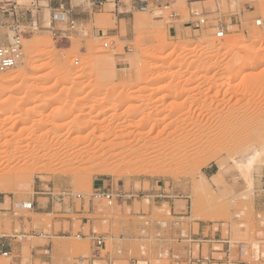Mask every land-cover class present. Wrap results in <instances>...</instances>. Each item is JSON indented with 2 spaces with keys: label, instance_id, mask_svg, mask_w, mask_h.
<instances>
[{
  "label": "rangeland",
  "instance_id": "1",
  "mask_svg": "<svg viewBox=\"0 0 264 264\" xmlns=\"http://www.w3.org/2000/svg\"><path fill=\"white\" fill-rule=\"evenodd\" d=\"M32 1L18 0L25 6ZM201 17L206 25L182 27ZM258 18H264V0H150L118 27L114 17L95 12L61 42L47 30L24 34L18 66L0 71V151L11 152L9 161L23 155L4 165L26 173L12 191L0 193V236L25 237L13 242L9 257L0 256V264H105L89 259L91 242L76 237L81 226L86 235L104 236L103 254L114 264H177L170 253L183 256L188 242L179 234L185 236L193 220L221 227L222 236L244 243L246 261L264 264V156L249 175L232 159L264 141L258 125L264 123V29L255 25ZM49 19L46 12L41 24ZM216 21L225 26L221 39L213 35ZM184 42L193 48L173 49ZM108 58L112 63L100 70L98 60ZM238 64L246 67L235 78ZM78 119L86 130L74 128ZM200 127L214 130L209 141L186 145ZM234 127L237 134L229 131ZM53 137L71 143V153L100 145L105 155L96 162L40 157L39 167L31 157ZM145 146L169 155L147 154ZM102 161L115 170L97 173ZM101 179L134 196L107 204L93 196V183ZM157 194L170 195L177 207L187 203V210L171 213L168 198ZM21 201H32L33 209L13 207ZM46 243L50 254L40 256L35 247ZM202 250L205 256L207 246Z\"/></svg>",
  "mask_w": 264,
  "mask_h": 264
},
{
  "label": "built area",
  "instance_id": "2",
  "mask_svg": "<svg viewBox=\"0 0 264 264\" xmlns=\"http://www.w3.org/2000/svg\"><path fill=\"white\" fill-rule=\"evenodd\" d=\"M35 8V3L32 2L30 4V7H24L20 9V17H17L12 23H9V29L10 32H12V39L9 38V41L5 44L0 45V71H6L10 68L14 67L22 57V43L21 40L23 38L24 34H31L35 32H39L42 30H47L53 40L55 42H61L68 38V31L74 29L76 21L72 17L70 10L64 9L62 5H59L60 12L53 13L50 16V19L46 26H43L41 22L38 20L36 15L33 17L32 9ZM16 17V16H15ZM207 19L204 17H201L197 19L194 22L195 28H200L204 25H206ZM63 25V27H60L58 25ZM255 25L258 27H261L264 29V18H258L255 20ZM213 29V35L221 39L225 36V26L224 23L221 21H216L212 24ZM101 36H104L103 33H101ZM108 43L104 42L103 47H107ZM62 194H66V192H62ZM94 197H101L105 199L107 204L112 203H118V202H126L130 198H132L134 195L130 194L128 192H125L122 189L119 188H113L112 186L101 188L94 190ZM77 197L80 198L81 195L77 194ZM164 198V194H157L154 195V198ZM14 208H20L24 210H31L33 209V202L32 201H21V202H15L13 204ZM181 211L187 210V203L185 204V207L181 206ZM222 226V224H221ZM84 226L80 227L79 232H77L76 237L77 238H85L87 237L89 241L91 242L90 246V257L89 259L92 260V262L104 259L105 264H114L112 258L108 255V253H104L106 243L104 236L97 234L93 230H89L87 232V235L84 233ZM25 236L23 235H12V236H0V256L3 257H9L11 255L10 247V241H15L19 243L22 238ZM181 240L187 241L188 246L184 249L183 256H176L170 253L171 256H175L173 259L178 264L181 260H184L185 262L189 264H207L210 260L213 261H223V264H231L233 259L239 260L242 264H250L248 261L244 259L246 255V250L244 243L238 240H234L231 238V236H220L218 239L214 240H208L207 236H179ZM215 242L213 244V250H217L220 252H223L220 257L218 258H210L207 254L200 255L198 250L202 245H206L204 243L206 242ZM223 244L224 247H223ZM194 246L197 247V255H194ZM216 246V247H215ZM40 251L41 256H49L50 254V244L46 243L43 245L37 246ZM257 257L256 261L261 262V259L263 258L262 252H259V250L256 252ZM224 259V260H223ZM82 261V259H80ZM185 263V264H187ZM130 264H138V261H134ZM211 264H217V263H211ZM222 264V263H221Z\"/></svg>",
  "mask_w": 264,
  "mask_h": 264
},
{
  "label": "crops",
  "instance_id": "3",
  "mask_svg": "<svg viewBox=\"0 0 264 264\" xmlns=\"http://www.w3.org/2000/svg\"><path fill=\"white\" fill-rule=\"evenodd\" d=\"M32 2L35 3V8L32 9L33 17L36 15V17L41 23L45 19L46 12H48V15L50 17L53 13L60 12L59 5H62L64 9L70 10L71 15L76 22H88V20H91L93 18V14H95V12H101L114 17L115 24L118 27L120 21L132 20V14H134L135 12H141L143 10H146L148 8L150 0H33ZM24 7L30 6L20 4L18 0H0V45L5 44L9 41V23H12L17 17H20L19 11L21 8ZM195 21L196 20L187 21L185 24H182V27H185V25H188V27H193ZM95 30L98 34L100 31L102 32L101 29ZM172 31H176V28L174 26L172 27ZM214 174L216 173H208L207 171H204L205 176H213ZM107 186V181H104L102 179L93 183L94 190L106 188ZM261 190L264 192V189ZM256 191L257 189L254 190V192ZM164 195V198H168L166 199V202L170 207L171 213H183V211H181L180 209L181 206L177 207L175 205V200L171 201L170 195ZM261 200L263 199L261 198ZM261 205L263 206L264 202L261 203ZM139 213L141 214V217L144 216L143 212ZM180 217L182 218L183 216ZM195 224H197L196 228L194 226ZM213 225L214 224L212 223H205L202 221L193 220L192 222H188V228L185 236H207L208 240H216L220 236H222V231L221 227L218 226V228L215 229L213 228ZM169 235L171 236L172 234L170 233ZM179 236H182V234H179ZM13 242L15 241H10L9 249L11 250V254L13 253ZM214 243L215 242L209 241L204 243L207 246L206 254L210 258H218L214 257L215 254H223V252L213 250ZM224 245L225 244H223V247ZM202 249L203 245L198 250L200 255H203ZM38 250L39 248L35 247V252ZM183 262L187 263L184 260H181L179 264ZM211 263L223 264V261L221 262L210 260L209 263L207 262V264ZM231 264L242 263L237 259H233Z\"/></svg>",
  "mask_w": 264,
  "mask_h": 264
},
{
  "label": "bare ground",
  "instance_id": "4",
  "mask_svg": "<svg viewBox=\"0 0 264 264\" xmlns=\"http://www.w3.org/2000/svg\"><path fill=\"white\" fill-rule=\"evenodd\" d=\"M80 32H82V31H80ZM84 33V32H83ZM254 36H256V35H254ZM261 36V35H260ZM139 38V37H138ZM10 39H12V35L10 36ZM140 40V39H139ZM263 41V43H264V40H262ZM262 41H261V38L259 39V41L258 42H261L260 44H262ZM181 44V43H180ZM237 45L238 43H233L232 45ZM189 46V44H186L185 42L183 43V44H181L180 46H178V45H176V46H173V49H179V50H185V51H187L188 50V47ZM196 46V45H195ZM225 45H220L218 48H223ZM193 48V47H192ZM192 48H189L190 50L192 49ZM189 50V51H190ZM175 51V50H174ZM173 51V52H174ZM172 52V53H173ZM107 60H111L112 61V59L111 58H108V59H104L103 61L101 60H98V64H99V66H100V70H102V68H104L103 66L107 63L108 64V62L110 63V61H107ZM112 63V62H111ZM110 63V64H111ZM106 64V65H107ZM134 64V63H133ZM172 64H174V62H172ZM136 65V66H135ZM134 66L136 67V69L138 70V71H140L139 69H138V65H137V63L135 64ZM171 65V64H170ZM16 66H18V63L14 66V67H16ZM14 67H12V68H14ZM246 66L245 65H240V64H238L237 65V67L235 68V71L232 73V76L233 77H237L238 75H239V73L240 72H242V70H243V68H245ZM139 68H140V66H139ZM11 69V68H10ZM69 70H71V69H69ZM82 71V70H81ZM137 71V73H139ZM67 72H71V71H67ZM74 73H77V71L76 72H74ZM73 73V74H74ZM112 73V72H111ZM21 74H22V72H17V73H15V77H18V76H21ZM102 74V73H101ZM113 75V74H112ZM78 76H79V74H78ZM101 76V75H100ZM109 76V75H108ZM111 76V75H110ZM104 77V76H103ZM106 77V76H105ZM110 80V79H109ZM103 104H104V102H103ZM98 106V105H97ZM99 106H100V104H99ZM93 107V106H92ZM91 107V108H92ZM95 108H97L96 106H94ZM93 109V108H92ZM102 109V108H101ZM90 111V110H89ZM101 111V110H100ZM85 114V113H84ZM87 114L89 115V113H88V111H87ZM93 117H98L99 115H101L100 114V112H97V111H93ZM81 115V114H80ZM83 115V114H82ZM78 116V115H77ZM82 118V117H81ZM75 119H76V116H75ZM103 119V118H102ZM80 120L78 119V122H79ZM86 121V120H85ZM89 121V120H88ZM98 121V120H97ZM76 122H77V120H76ZM75 122V123H76ZM77 122V123H78ZM100 122V121H99ZM98 123V122H97ZM96 123V124H97ZM101 123V122H100ZM73 124V123H72ZM81 125V121H80V123H78V125L76 126V127H74V128H76L77 129V127H80V128H78L77 130H81L82 131V129L84 128V127H87V125L86 126H83V127H81L80 125ZM84 124V123H83ZM88 124V123H87ZM93 124V123H92ZM91 124V126H93L94 124H95V122H94V124L92 125ZM73 125H76V124H73ZM98 125H100L99 123H98ZM258 125H259V127L260 128H262V129H264V123L263 122H259L258 123ZM71 127V126H70ZM96 127V126H95ZM76 129H73V131L74 130H76ZM94 129H97V127L96 128H94ZM208 129V128H207ZM84 130H86L85 128H84ZM83 130V131H84ZM229 130V129H228ZM236 131V134L238 133V131L240 130V128L239 127H234V128H231V130H229L230 132L231 131ZM72 131V130H71ZM95 131V130H94ZM94 131H92V132H94ZM197 131H199L197 134H192V136H190V137H188L189 139H188V142H186V145H194V144H196L197 142H199V141H201V140H203V139H205L206 140V142L207 141H209V137H210V134L211 135H213L212 133H213V129H208V130H204L203 128H198V130ZM77 132H79V131H77ZM175 132V131H174ZM227 132V131H226ZM73 133V132H72ZM233 133V132H232ZM231 133V134H232ZM231 134H228V135H231ZM216 135V134H215ZM214 135V136H215ZM217 135H218V133H217ZM223 135V134H222ZM234 136V135H233ZM1 137V136H0ZM229 137V136H228ZM182 138V137H181ZM227 138V137H226ZM240 138V137H239ZM186 139V138H185ZM228 139V138H227ZM211 141V140H210ZM213 142V141H212ZM226 142V141H225ZM71 143H68V142H64V141H59L58 140V138H55L54 139V137L52 138V140L51 141H49V142H43L41 145H39L38 147H37V149H36V151H35V154H33L32 155V157H31V159L33 158L34 160H37L36 162H33V163H35V164H37L39 167L40 166H43L41 163H39L40 161H41V158L40 157H43V158H46L47 160H50L53 156L54 157H58L59 155H64V156H66V158H69V157H71L72 159V161H80V158H81V160H83V157H81V156H85V157H88V162H96V160L98 159V158H100V157H102L101 155L102 154H104L105 153V150H103L102 149V147L103 146H100V145H94V147L92 148V149H88V148H80V149H78L77 150V152L76 151H72V153H71V150H72V147H71V145H70ZM214 144H216V143H214ZM221 144V143H220ZM233 144V143H232ZM190 145V146H191ZM185 146V145H184ZM233 146V145H232ZM219 147V146H218ZM218 147H216V148H214V150L216 149L217 150V148ZM110 148V147H109ZM124 148V147H123ZM122 148V149H123ZM145 148H146V150L144 149V151L143 150H141V149H143V148H141V149H139V150H141V151H143V152H147V154H155V155H161V158L162 157H164V155L165 156H167V155H169V153L166 155V153H165V149L163 150L162 148H150V151L148 152V147H146L145 146ZM181 148V147H180ZM179 148V149H180ZM108 149V148H107ZM171 149V148H170ZM174 149H176V148H174ZM219 149V148H218ZM123 151V150H122ZM249 151H251V155H250V158H245L244 157V155L245 154H247ZM7 150H2V151H0V193H2V192H10V191H12V188H13V186L15 185L14 183L16 182V181H19L18 183L19 184H21L20 182L22 181V178H23V176H25L26 175V173L25 172H20V171H18V170H14L12 167H6L4 164L6 163V162H10V163H13L14 161H20V160H22L21 159V157L23 156V155H18V156H16V157H14L13 158V160H11V161H9V159L11 158L10 157V153L9 154H7ZM73 152L75 153L76 152V154L75 155H72L73 154ZM142 152V153H143ZM184 152V151H183ZM122 153V152H121ZM120 153V154H121ZM136 153V152H135ZM174 153V152H173ZM172 153V154H173ZM119 153H118V155H120ZM140 155H141V153H139ZM232 154V153H231ZM105 155V154H104ZM179 155V154H178ZM235 155V154H234ZM30 156H31V154H30ZM78 156V157H77ZM264 156V141H263V143L259 146V147H245V148H243L242 150H240L236 155H235V157H233L232 159H233V164H234V166H236L237 168H238V170H240L241 172H242V174H245V175H249V172L251 171V169L253 168V166L258 162V161H260V159L262 158ZM139 157H141V156H139ZM178 157V156H177ZM264 158V157H263ZM78 159V160H77ZM163 159V158H162ZM70 160V161H71ZM138 160V159H137ZM141 161V160H140ZM137 162V161H136ZM24 163H27V160H25L24 161ZM154 163V162H153ZM130 164H131V162H130ZM97 165V166H96ZM96 165H94V166H96L97 168H98V170H97V168H96V172L97 173H99V174H104V173H108V172H112L113 170H115V168H116V165H114L112 162L110 163V162H107V161H102V163H98V164H96ZM156 164H152V165H149V167H150V169L152 168V167H154ZM37 166V167H38ZM136 166V165H135ZM139 166V165H138ZM137 168V167H136ZM245 175H243V176H245ZM218 176L219 175H217V174H214L213 175V177L215 178V180L218 178ZM248 177V182H251V176H247ZM246 178V177H245ZM246 181V180H245ZM249 185H250V183H249ZM248 185V186H249Z\"/></svg>",
  "mask_w": 264,
  "mask_h": 264
}]
</instances>
